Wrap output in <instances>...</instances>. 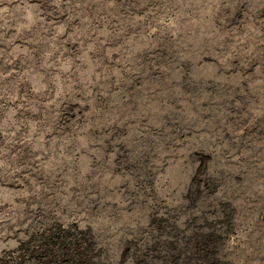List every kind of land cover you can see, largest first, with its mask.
<instances>
[{"label": "rangeland", "instance_id": "374dc122", "mask_svg": "<svg viewBox=\"0 0 264 264\" xmlns=\"http://www.w3.org/2000/svg\"><path fill=\"white\" fill-rule=\"evenodd\" d=\"M0 264H264V0H0Z\"/></svg>", "mask_w": 264, "mask_h": 264}]
</instances>
